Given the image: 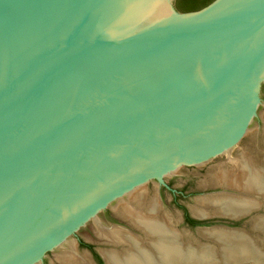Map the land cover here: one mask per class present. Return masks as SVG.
<instances>
[{
  "label": "water",
  "instance_id": "water-1",
  "mask_svg": "<svg viewBox=\"0 0 264 264\" xmlns=\"http://www.w3.org/2000/svg\"><path fill=\"white\" fill-rule=\"evenodd\" d=\"M262 147L264 0H0V264Z\"/></svg>",
  "mask_w": 264,
  "mask_h": 264
},
{
  "label": "bare ground",
  "instance_id": "bare-ground-1",
  "mask_svg": "<svg viewBox=\"0 0 264 264\" xmlns=\"http://www.w3.org/2000/svg\"><path fill=\"white\" fill-rule=\"evenodd\" d=\"M233 162L231 168H216L201 184L203 188L222 187V191L199 198L192 208L199 217L219 214L240 219L264 206V160L243 154ZM147 199L121 214L143 230L145 238L118 227L98 230L107 240L123 245L122 250L103 252L108 264H264V247L259 244L261 240L264 243V216L256 218L253 224V229L263 234L260 239L245 228L219 225L199 232L209 243H195L187 233L178 232L172 216L159 217L161 199ZM62 256V264H92L90 253L78 254L73 247Z\"/></svg>",
  "mask_w": 264,
  "mask_h": 264
},
{
  "label": "rangeland",
  "instance_id": "rangeland-1",
  "mask_svg": "<svg viewBox=\"0 0 264 264\" xmlns=\"http://www.w3.org/2000/svg\"><path fill=\"white\" fill-rule=\"evenodd\" d=\"M245 154L253 156L255 160H257L258 158L264 160V147L248 152V153H245ZM237 157H234L229 160L200 169L198 171L186 174L184 176L175 178L174 180H172L171 182H169L168 184H166L165 186H163L162 188H160L159 190H157L156 192L148 196L147 202H151L156 197L161 199L160 203H162V205H161L159 217L161 218L165 214H169L170 216H172V219H174L172 220L173 225L174 227H176L177 230H179L178 232L187 233L186 234L187 237L190 240H193L195 243L197 240H201L203 242L209 243L210 240L208 241L207 239L200 237L199 232L205 228H209L210 226L219 227V225L233 227L234 229L238 228V230H242L243 228H245L244 231H250L251 233L253 232L252 234H254L257 238L260 239V236H262L263 234L261 232H256L253 229V224L256 218L260 216H264V206L259 207L258 210L250 212L247 216L242 217L240 219L237 217L233 218L230 216L227 217L226 215H219V214H214V215L212 214L209 217H199L192 210L193 206L198 202L199 198L206 197V196L216 194V193H220L222 191V187L203 188L201 184L203 183L205 179L210 177V174H213L216 168L219 167L222 169V168H231L232 165L234 166L233 159L236 160ZM182 208H185L188 214L198 222L197 223L198 226L201 225V226H207V227H200L198 229V226L187 225L186 221L184 222L182 219V214H181L183 212ZM197 217L202 218L204 220L198 219ZM178 219L179 221L182 220V222L179 223ZM176 220L178 223L176 222ZM130 222H131L130 220L123 219L122 217L118 216L117 218H115L114 220L106 224L104 227L108 229L118 227L122 229H127L129 231L133 230L132 233L136 235L141 234L140 233L141 231L136 229L133 225H131ZM258 233L260 235H258ZM185 240H186V237H185ZM262 241L263 240L259 241L260 242L259 244H261V246L264 247V243ZM83 242L94 246L95 250L98 253L100 249H102L103 252L106 250H111V249L113 250L123 249V245H118L112 242L111 243L108 242V240H106L104 236H101L98 233V231H96L95 233H93L92 235L84 239ZM73 248H74V251H76L78 254L89 256V253H90L91 255L90 249H88L87 247L80 246L79 243L75 245ZM89 257H90L92 264H94L91 256ZM61 258H64V256L60 255L59 258L57 257L56 259H54L48 264H62Z\"/></svg>",
  "mask_w": 264,
  "mask_h": 264
},
{
  "label": "trees",
  "instance_id": "trees-1",
  "mask_svg": "<svg viewBox=\"0 0 264 264\" xmlns=\"http://www.w3.org/2000/svg\"><path fill=\"white\" fill-rule=\"evenodd\" d=\"M214 0H175V5L179 11L182 12H190L199 10L207 5H209ZM189 222L193 225H197V221L191 217H187ZM80 245L82 247H87L93 249L94 246L91 244L81 242ZM95 257L98 259L100 264H103V260L101 259L100 255L97 252H94Z\"/></svg>",
  "mask_w": 264,
  "mask_h": 264
},
{
  "label": "flooded vegetation",
  "instance_id": "flooded-vegetation-1",
  "mask_svg": "<svg viewBox=\"0 0 264 264\" xmlns=\"http://www.w3.org/2000/svg\"><path fill=\"white\" fill-rule=\"evenodd\" d=\"M183 209V212L181 213L182 214V219H183V221L185 222L186 221V224L187 225H193V224H191L190 222H189V220H188V218L187 217H191L189 214H188V212L186 211V209L185 208H182ZM191 218H193V217H191ZM194 219V218H193ZM193 226H198V225H193ZM81 242H83V241H79V245H80V243ZM81 246V245H80ZM88 249H90V248H88ZM90 252H91V255H92V257H93V259H94V261H95V263L96 264H100V262L98 261V259L95 257V254H94V252H97L96 250H95V248L93 247V249H90ZM98 253V252H97ZM99 254V253H98ZM100 255V254H99ZM101 257V256H100ZM101 259H102V257H101ZM103 260V259H102ZM103 264H105L104 263V260H103Z\"/></svg>",
  "mask_w": 264,
  "mask_h": 264
}]
</instances>
